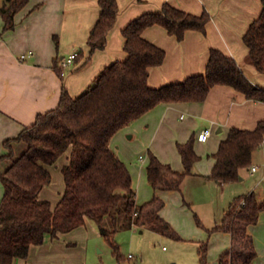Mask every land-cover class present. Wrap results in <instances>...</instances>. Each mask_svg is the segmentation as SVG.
<instances>
[{
    "label": "trees",
    "instance_id": "trees-1",
    "mask_svg": "<svg viewBox=\"0 0 264 264\" xmlns=\"http://www.w3.org/2000/svg\"><path fill=\"white\" fill-rule=\"evenodd\" d=\"M30 0H0L4 32L15 29V18ZM100 16L92 28L88 46L90 58L105 50L110 31L120 12L118 0H99ZM262 12L248 26L243 36L252 64L264 74V0ZM211 15L204 11L194 15L165 4L158 13H147L133 20L124 30L126 39L124 61L106 68L80 96L73 98L63 85L59 106L44 114L4 142L8 153L0 156V180L4 196L0 203V264H16L27 259L33 246H41L47 237L59 239L82 226L87 220L97 224L103 239L110 245L119 264L125 260L116 241L123 229L134 227L169 232L170 224L161 217L164 203L157 195L139 205L133 177L127 164L112 148L113 138L160 104L201 103L215 86H230L248 99L264 102V87L256 85L239 63L219 49L210 51L206 72L182 83L152 88L151 70L160 67L165 51L146 40L143 33L161 26L179 42L187 32L206 35ZM79 57L77 58V60ZM55 68L61 78L58 60ZM194 135L177 142L184 171L164 164L148 151L147 177L156 192L181 191L185 178L193 174L201 156L195 150ZM264 143V121L255 130L234 128L220 143L216 153L209 155L215 163L209 176L216 182H236L242 172L251 168L254 153ZM24 144L19 151L17 145ZM69 153L68 164L62 168L65 191L56 206L41 198L53 182L51 168ZM6 163V168L2 164ZM264 203L253 192L236 199L223 222L213 231L227 232L233 245L219 257L220 264H255L258 253L250 226L259 223ZM209 242L199 248L201 264H208Z\"/></svg>",
    "mask_w": 264,
    "mask_h": 264
},
{
    "label": "crops",
    "instance_id": "crops-1",
    "mask_svg": "<svg viewBox=\"0 0 264 264\" xmlns=\"http://www.w3.org/2000/svg\"><path fill=\"white\" fill-rule=\"evenodd\" d=\"M118 2L120 12L115 27L109 33L107 47L95 52L91 58L88 39L100 16L99 0H30L17 14L15 29L8 32L3 31L4 21L0 15V156L8 153L3 147L6 140L17 137L24 128L31 126L39 114L59 106L64 84L67 85L70 95L76 98L83 94L106 68L116 61H124L127 53L123 30L144 14L161 12L165 4L194 15L207 11L211 15V21L207 25L206 35L189 31L182 42L169 35L161 26L145 30L143 37L166 53L164 63L151 70L149 84L152 88L182 83L190 77L204 74L212 49H219L235 59L256 85L264 87V74L257 72L250 61L249 49L243 41L249 24L262 12V0ZM75 51L79 53V59L63 79L56 71L55 61L58 60L61 67L62 60ZM263 121L264 102L250 100L230 86L219 85L215 86L206 101L201 103L158 105L121 130L113 138L111 146L123 160L121 152L114 148V143L123 142L126 134L132 133L130 139L138 137L147 145V151L154 152L164 164L182 172L184 165L176 146L177 142L185 143L191 136L198 138L202 131L210 130L211 136L207 142L196 139L195 143V150L201 160L204 156L210 159V170L204 169L201 160L195 167L197 173H203L198 174L199 176L211 180L209 176L215 161L209 155L218 151L220 143L227 139L230 131L234 128L255 130ZM141 156L139 161L146 162L144 155ZM68 157L69 153L65 154L57 165L51 168L53 182L41 193V198L49 200L53 206L59 203L65 191L62 168L68 164ZM3 164V168L8 166ZM128 168L134 179L132 170L129 166ZM248 171L255 174L258 169L254 172L252 167ZM139 179L150 187L144 191H152L154 196L171 198L177 193L156 192L149 185L147 167L139 174ZM242 180L244 179L239 181ZM215 183L225 188L235 182ZM3 196L4 188L0 180V203ZM137 202L139 205L144 204L139 201L138 196ZM160 215L163 217V209ZM258 224L248 228V234L254 238L257 253L259 250L255 228ZM90 225L91 232L95 234L91 220H87L84 226L61 235L59 239L47 237L43 245L31 248L27 259H18L15 263L79 264L86 259L88 253V242H83L82 237L84 232L89 233ZM207 241L208 254L210 251L216 252V262L220 264V255L233 245L232 235L227 232H215ZM261 256L258 253V261ZM257 260L255 264H260ZM212 264H215V260Z\"/></svg>",
    "mask_w": 264,
    "mask_h": 264
},
{
    "label": "rangeland",
    "instance_id": "rangeland-1",
    "mask_svg": "<svg viewBox=\"0 0 264 264\" xmlns=\"http://www.w3.org/2000/svg\"><path fill=\"white\" fill-rule=\"evenodd\" d=\"M131 135L132 133H127L123 142L114 143V148L121 152L123 161L132 170L138 199L146 204L154 198V193L144 191L150 187L141 183L139 174L147 167L148 147L138 137L130 139ZM25 148L24 144L16 147L19 151H24ZM141 155H144L146 162L139 161ZM201 163L204 169L210 170L211 161L208 156L202 157ZM252 167H257L258 172L251 174L248 169L244 170V180L236 181L225 188L219 187L213 180L199 176L203 173H197L195 167V175L191 174L185 178L181 191L171 198L160 197L164 203L163 218L170 224L169 232L150 227H134L132 230L125 228L117 234L116 241L125 256L122 264H201V244L211 238L209 231L222 224L236 199L254 192L259 201L264 203V143L254 153ZM54 171L53 169V173ZM91 224L95 228V234L91 232V225L89 233H83L82 240L88 242L89 246L86 259L79 264H119L110 245L98 233L97 224L94 221H91ZM255 235L259 256L262 255L260 261H257L264 264V212L255 228ZM217 258V253L210 251L208 264H212L213 260L218 264Z\"/></svg>",
    "mask_w": 264,
    "mask_h": 264
},
{
    "label": "built area",
    "instance_id": "built-area-1",
    "mask_svg": "<svg viewBox=\"0 0 264 264\" xmlns=\"http://www.w3.org/2000/svg\"><path fill=\"white\" fill-rule=\"evenodd\" d=\"M78 57H79V53L75 51L69 54L66 58L62 60L61 62L62 73L61 74L63 77H65L69 69H71L75 65ZM23 58H25V56H23ZM210 136H211V131L204 130L198 135V140L201 142H207ZM140 159H142V156L140 157ZM253 171L254 172L257 171V167H253Z\"/></svg>",
    "mask_w": 264,
    "mask_h": 264
},
{
    "label": "water",
    "instance_id": "water-1",
    "mask_svg": "<svg viewBox=\"0 0 264 264\" xmlns=\"http://www.w3.org/2000/svg\"><path fill=\"white\" fill-rule=\"evenodd\" d=\"M241 179H243V178L241 177ZM241 179H240V180H241Z\"/></svg>",
    "mask_w": 264,
    "mask_h": 264
}]
</instances>
